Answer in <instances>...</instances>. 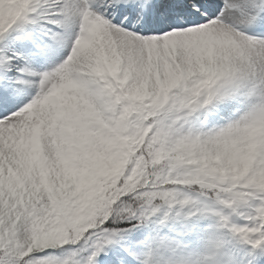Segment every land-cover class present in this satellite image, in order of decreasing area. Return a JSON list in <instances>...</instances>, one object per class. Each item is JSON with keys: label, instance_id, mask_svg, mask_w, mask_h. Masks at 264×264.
Wrapping results in <instances>:
<instances>
[{"label": "rangeland", "instance_id": "1", "mask_svg": "<svg viewBox=\"0 0 264 264\" xmlns=\"http://www.w3.org/2000/svg\"><path fill=\"white\" fill-rule=\"evenodd\" d=\"M247 1L249 2V0ZM175 38L178 37L171 39ZM189 38L196 40L199 44L198 47H200L203 38L196 34L190 35ZM166 44L168 46L167 50L173 49L171 47L172 43ZM161 52H165V50ZM172 54L173 57H176L174 50ZM139 56L140 53L133 56L134 60H130L131 63L126 64L125 68L132 65ZM93 64L96 69L100 68L99 71L104 68V65L100 67L97 61H93ZM187 64H190V62L186 60V70L196 66ZM114 70L119 74L118 68L114 67ZM229 71L233 72V70ZM130 73L133 74L134 72L125 70L123 75H119L125 83L123 92L135 87L136 92L133 100H142L144 91L141 79L138 74L131 75ZM206 73L211 74L210 70L206 68V64H201L195 71V74H199V78L202 80L208 77ZM251 73L252 70L248 65L241 72H233L235 75L233 79L234 86L256 81L258 75L250 76ZM105 87L106 85L90 79L85 81L75 79L65 86H57L55 88L52 86V96L49 101H42L41 106H36L31 110L27 107L26 110L23 109L21 111L20 116L8 123L0 124V162L15 171V173L21 174L25 183H34L36 189L41 191L37 194L28 186L24 188L21 193L23 196L22 202L12 203L9 211L5 214L3 222L0 224V237L4 238L10 235L19 246L33 247L38 252H44L49 249L51 246L50 238L53 235L51 229L54 227L55 221L50 218L52 211L49 207L52 200L51 195L45 190L47 185L45 180L52 178L56 181L54 183L58 201L77 200L83 193H87L84 184L77 181L75 177V165L78 155L74 151L66 149L71 146L70 136L72 133L76 132L80 137L82 135L78 130H64L62 128L59 124L62 119V109L68 101L76 103L75 100L82 96L90 109L102 110L107 115L111 114V116L120 110V113L124 115L128 105V100L125 103L126 94L123 93L120 96L113 87L106 89L107 93L103 94L102 91ZM96 92H100V98L99 96H94ZM101 99H103V102H101ZM119 99H121L124 106L118 103ZM52 119L54 122L51 127L42 130L37 128L51 124ZM122 119L123 117L121 119L116 118L112 125H121L123 131L128 133L125 128L129 125ZM21 120L24 121L17 122ZM126 144H129L128 141ZM202 146L209 151V156H206L204 160L205 169L208 171L218 173L219 171L235 167L234 160L226 152L224 145L203 142ZM60 149L66 150L67 157L65 159L57 157V151ZM188 149H191V146L183 142L180 150L186 151ZM43 159L50 161L51 166L48 168L42 167ZM19 216L23 219L20 226ZM260 230V228L256 229L254 235L261 237ZM34 233H42V236L33 240L32 234ZM209 237L210 233L208 231L199 230L195 232L190 243L184 248V252L189 258V264H193V262L194 264H209L207 260L201 258V255L209 253V249L204 246L205 241H208Z\"/></svg>", "mask_w": 264, "mask_h": 264}, {"label": "trees", "instance_id": "2", "mask_svg": "<svg viewBox=\"0 0 264 264\" xmlns=\"http://www.w3.org/2000/svg\"><path fill=\"white\" fill-rule=\"evenodd\" d=\"M117 153L118 148L107 146L101 150V160L96 164L89 159L88 163L79 165V174L91 186L90 200L82 207L58 208L62 230L58 251L26 259L30 254L27 250L1 248L0 264H83L96 252V245L105 241V231L119 234L136 223H148L156 211L153 201L160 200L156 193L164 196L170 192L169 174L176 173L173 162L177 159L163 163L161 155L149 153L147 158L135 155L120 173L111 175L105 170L118 163ZM16 185L17 179L4 178L0 168V204L4 209L8 208L5 194L12 195ZM4 246L8 247V243Z\"/></svg>", "mask_w": 264, "mask_h": 264}, {"label": "bare ground", "instance_id": "3", "mask_svg": "<svg viewBox=\"0 0 264 264\" xmlns=\"http://www.w3.org/2000/svg\"><path fill=\"white\" fill-rule=\"evenodd\" d=\"M209 29L212 31L215 37L213 47L224 51L227 55V60L234 59L236 57L235 54L242 55L246 52V47L243 44L239 43L238 41H231L224 38V35L227 33V28L220 27L219 25L215 24Z\"/></svg>", "mask_w": 264, "mask_h": 264}]
</instances>
